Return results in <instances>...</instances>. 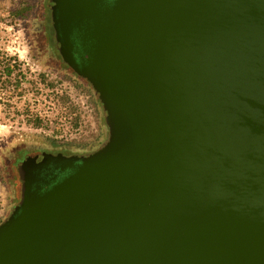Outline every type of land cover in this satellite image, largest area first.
I'll return each instance as SVG.
<instances>
[{
    "label": "water",
    "instance_id": "obj_1",
    "mask_svg": "<svg viewBox=\"0 0 264 264\" xmlns=\"http://www.w3.org/2000/svg\"><path fill=\"white\" fill-rule=\"evenodd\" d=\"M53 4L109 135L46 189L23 161L0 264H264V0Z\"/></svg>",
    "mask_w": 264,
    "mask_h": 264
},
{
    "label": "rangeland",
    "instance_id": "obj_2",
    "mask_svg": "<svg viewBox=\"0 0 264 264\" xmlns=\"http://www.w3.org/2000/svg\"><path fill=\"white\" fill-rule=\"evenodd\" d=\"M38 8L37 0H0V50L6 51L9 56L17 57L24 73L27 75V78L22 79V87L25 89L22 96H10L5 89L0 88V223L10 215L15 202L20 199L19 189L16 190L15 186H10L6 180L8 172L14 174L17 160L13 163V158L16 147L19 145H37L50 149L54 148L53 144L47 139V135H52L56 126L53 120H49L44 128L38 129L27 124L23 115L14 116L13 113L9 116L6 115V103L8 101H11L12 104L17 103L20 109H24L29 103L35 111L48 114L50 113L49 108L53 105L52 96L55 93L60 96L67 94L69 95L68 104L83 110L89 121V132H94L99 126L97 105L92 104L90 95L76 86V83H81V81L47 65L46 55L42 51L39 42L40 37L35 26ZM15 12H17L16 15ZM21 12L24 15L18 14ZM1 72L0 64V75H2ZM40 73L46 74V81L38 78ZM29 79L38 81L37 88H39L41 94H37L29 86ZM52 80L57 85L55 88H49L48 81ZM102 111L104 116L103 106ZM73 117L74 114H70L69 120ZM63 122H67V120L65 119ZM103 131L105 142L109 135L106 121L103 125ZM79 132L77 128H72L68 123L65 126L62 139L67 141ZM57 148L61 149L62 146ZM72 151L76 150L72 149Z\"/></svg>",
    "mask_w": 264,
    "mask_h": 264
},
{
    "label": "trees",
    "instance_id": "obj_3",
    "mask_svg": "<svg viewBox=\"0 0 264 264\" xmlns=\"http://www.w3.org/2000/svg\"><path fill=\"white\" fill-rule=\"evenodd\" d=\"M17 12H15V15ZM12 14H14V12H12ZM18 14L24 15L22 12ZM0 64L2 68V75H0V88L5 89L10 96H22L25 93V89L22 87V79L27 78V75L24 73V69L22 68L21 63H19L17 57L13 55L9 56L6 51L0 50ZM38 78L43 81L47 80L45 73H40ZM28 83L37 94H41L39 88H37L38 81L36 79H29ZM48 85L49 88H55L57 86L54 80L50 82L48 81ZM76 86L84 93L90 95V101L93 105L96 104L98 107L99 126L94 132L91 131L92 133L89 132V121L84 115L83 110L78 109L79 107L77 108V106L69 105V95L67 94L60 96L58 93H55L52 96L53 98L51 99L53 105L49 108L50 113L45 112L48 114L35 111L30 107L29 103L24 109H20L18 108L17 103L12 104L11 101L6 103L7 108L5 114L8 116L12 115L11 113H13L14 116L23 115L27 124L38 129L44 128L49 120H53L56 123L55 129L52 135H47V139L53 144V146H62L63 149L67 150L75 149L76 152L93 151L104 143L103 125L105 124V119L103 116L102 104L93 91L90 83H85L81 80V83L77 82ZM72 113L74 114V117L69 120V115ZM65 119L67 122H63ZM68 123H70L72 128H77L80 132L65 141V139H62V136L65 133V126H67Z\"/></svg>",
    "mask_w": 264,
    "mask_h": 264
},
{
    "label": "flooded vegetation",
    "instance_id": "obj_4",
    "mask_svg": "<svg viewBox=\"0 0 264 264\" xmlns=\"http://www.w3.org/2000/svg\"><path fill=\"white\" fill-rule=\"evenodd\" d=\"M38 1V11L35 17V26L37 33L40 37V44L42 51L46 55L47 65L57 69L58 71L63 72V74H68L72 78L82 80L85 83L88 82L86 79L79 76L76 71L77 64V55L75 50H77V43L79 42L78 37L75 33H72L69 41L73 42L75 45L74 49L69 51L70 59L72 64L67 62L60 50V46L58 44L57 38V29L58 24H55V21H58V8L55 4H53V0H37ZM104 3H109L111 0H102ZM67 43L64 41V44ZM67 47V46H66ZM91 151H72L67 149H58L56 146L54 148H45L43 146H26L19 145L16 147L14 154V161L16 162L14 174L12 175L10 172L7 174V183L10 186H15L20 193V199L15 202V205L12 207L10 214H12L14 208L21 200L22 193V183L20 180L19 166L25 161L27 158L32 157H40L41 162L34 163L33 165H29L27 167L28 175L31 177V187L46 189L55 182H57L62 176L67 173V169L63 170V164L65 163L64 159L56 160L55 157L58 154L62 153L66 156H71L75 154H86ZM46 155H52L51 158ZM63 170V171H62ZM7 184V185H8ZM7 187V186H6ZM15 201V200H14Z\"/></svg>",
    "mask_w": 264,
    "mask_h": 264
}]
</instances>
